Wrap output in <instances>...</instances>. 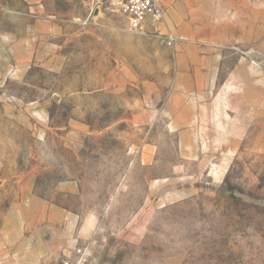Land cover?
<instances>
[{
	"label": "rangeland",
	"instance_id": "1",
	"mask_svg": "<svg viewBox=\"0 0 264 264\" xmlns=\"http://www.w3.org/2000/svg\"><path fill=\"white\" fill-rule=\"evenodd\" d=\"M162 2L0 0V264H264V0Z\"/></svg>",
	"mask_w": 264,
	"mask_h": 264
},
{
	"label": "built area",
	"instance_id": "2",
	"mask_svg": "<svg viewBox=\"0 0 264 264\" xmlns=\"http://www.w3.org/2000/svg\"><path fill=\"white\" fill-rule=\"evenodd\" d=\"M98 6L123 15L133 30L143 31L165 22L162 0H94ZM55 264H94L89 244H72Z\"/></svg>",
	"mask_w": 264,
	"mask_h": 264
},
{
	"label": "crops",
	"instance_id": "3",
	"mask_svg": "<svg viewBox=\"0 0 264 264\" xmlns=\"http://www.w3.org/2000/svg\"><path fill=\"white\" fill-rule=\"evenodd\" d=\"M196 82L199 84V81ZM36 202L43 208V216L45 214L48 219L51 218L52 213L59 211L57 208L51 207L49 203L44 200H36ZM47 252L48 251L45 246L40 247V249L36 247L34 250V247L29 244V259H27V261H29V264H39L43 259V255Z\"/></svg>",
	"mask_w": 264,
	"mask_h": 264
}]
</instances>
